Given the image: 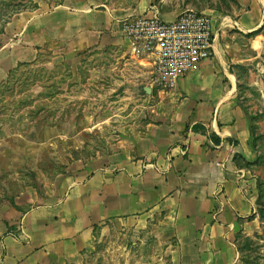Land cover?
Instances as JSON below:
<instances>
[{
  "label": "crops",
  "instance_id": "0c3cea01",
  "mask_svg": "<svg viewBox=\"0 0 264 264\" xmlns=\"http://www.w3.org/2000/svg\"><path fill=\"white\" fill-rule=\"evenodd\" d=\"M33 2L37 8L7 23L9 37L0 34V83L19 63L37 59L43 46L103 49L120 38V18L156 11L172 20L179 13L159 12L154 0L123 9L111 0ZM206 11L212 56L169 91L153 87L150 67L135 59L128 69L151 88L140 99L148 106L145 120L127 125L122 150L110 160L65 177L61 198L17 221L3 216L0 264H85L95 232L109 221L130 232L133 244L148 247L135 254L136 264H244L239 239L264 225V176L235 97L231 53L234 39L262 25L264 0H211Z\"/></svg>",
  "mask_w": 264,
  "mask_h": 264
},
{
  "label": "rangeland",
  "instance_id": "374dc122",
  "mask_svg": "<svg viewBox=\"0 0 264 264\" xmlns=\"http://www.w3.org/2000/svg\"><path fill=\"white\" fill-rule=\"evenodd\" d=\"M19 1L0 0V34L5 37L7 23L23 11H15ZM55 1L45 3L50 7ZM111 1L123 9L138 0ZM154 3L161 13L211 8V0ZM122 40L120 33L116 43L107 42L103 49L43 46L37 59L20 64L0 83V220L12 214L10 221H17L31 208L61 198L65 177L110 160L122 150L127 125L145 120L142 111L148 106L133 87L146 79L128 69L136 66L135 59ZM231 57L235 97L249 120L264 176V19L256 31L234 39ZM261 206L264 219V198ZM239 248L244 264H264V225L253 237H241ZM141 249L130 232L105 222L85 251V264H136L135 254L148 251L147 246Z\"/></svg>",
  "mask_w": 264,
  "mask_h": 264
},
{
  "label": "built area",
  "instance_id": "2783aa9c",
  "mask_svg": "<svg viewBox=\"0 0 264 264\" xmlns=\"http://www.w3.org/2000/svg\"><path fill=\"white\" fill-rule=\"evenodd\" d=\"M264 19V16H263ZM119 31L132 58L150 67L153 87L169 91L213 54L211 16L188 8L172 20L156 11L118 19Z\"/></svg>",
  "mask_w": 264,
  "mask_h": 264
},
{
  "label": "trees",
  "instance_id": "16d2710c",
  "mask_svg": "<svg viewBox=\"0 0 264 264\" xmlns=\"http://www.w3.org/2000/svg\"><path fill=\"white\" fill-rule=\"evenodd\" d=\"M55 2H56V3H59V0H56ZM53 5H55V3H54ZM15 6H16V8H15V11H16V12H19V11H21V10H26V9L32 10V9L37 8L36 3H30V0H28L27 2H25V0H20L18 4H15ZM20 64H23V63H19L17 66H19ZM24 64H25V63H24ZM17 66L14 67V68L8 73V75H7L8 77H10L11 74L17 70V68H18ZM196 128H197V126H196V127L193 126V129H196Z\"/></svg>",
  "mask_w": 264,
  "mask_h": 264
},
{
  "label": "water",
  "instance_id": "95a60500",
  "mask_svg": "<svg viewBox=\"0 0 264 264\" xmlns=\"http://www.w3.org/2000/svg\"><path fill=\"white\" fill-rule=\"evenodd\" d=\"M138 94H142V95H149L151 93V88L147 85H144V84H140L136 87L135 89Z\"/></svg>",
  "mask_w": 264,
  "mask_h": 264
}]
</instances>
